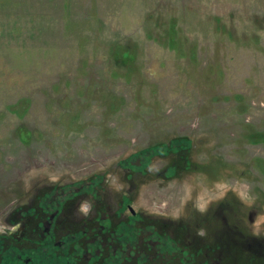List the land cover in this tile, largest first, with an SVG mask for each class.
Returning a JSON list of instances; mask_svg holds the SVG:
<instances>
[{
    "label": "rangeland",
    "instance_id": "rangeland-1",
    "mask_svg": "<svg viewBox=\"0 0 264 264\" xmlns=\"http://www.w3.org/2000/svg\"><path fill=\"white\" fill-rule=\"evenodd\" d=\"M53 214L264 264V0H0V226Z\"/></svg>",
    "mask_w": 264,
    "mask_h": 264
},
{
    "label": "flooded vegetation",
    "instance_id": "flooded-vegetation-1",
    "mask_svg": "<svg viewBox=\"0 0 264 264\" xmlns=\"http://www.w3.org/2000/svg\"><path fill=\"white\" fill-rule=\"evenodd\" d=\"M56 216L51 215L39 233L28 232L24 219L14 226L5 221L0 226V264H128L137 251V232H125L131 235L121 237L122 233L117 236L118 232L106 230H53ZM117 240L120 246H116ZM149 250L154 251V246Z\"/></svg>",
    "mask_w": 264,
    "mask_h": 264
}]
</instances>
